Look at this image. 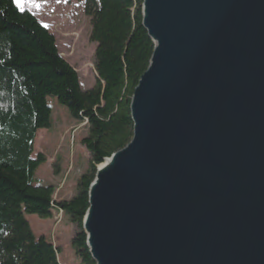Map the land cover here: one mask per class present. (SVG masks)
<instances>
[{"label": "water", "instance_id": "water-1", "mask_svg": "<svg viewBox=\"0 0 264 264\" xmlns=\"http://www.w3.org/2000/svg\"><path fill=\"white\" fill-rule=\"evenodd\" d=\"M134 133L98 165L97 264H264V0H143Z\"/></svg>", "mask_w": 264, "mask_h": 264}, {"label": "trees", "instance_id": "trees-1", "mask_svg": "<svg viewBox=\"0 0 264 264\" xmlns=\"http://www.w3.org/2000/svg\"><path fill=\"white\" fill-rule=\"evenodd\" d=\"M84 2L97 42L98 79L88 90L61 55L55 34L15 0H0V264H63L59 248L45 235L38 237L26 216L52 217L59 208L78 229L71 240L76 264H97L83 229L89 188L98 165L133 137L132 96L155 43L143 26V0ZM50 96L73 119L87 121L81 142L90 153L78 191L57 202L56 187L37 178L46 156L32 157L37 132L52 125Z\"/></svg>", "mask_w": 264, "mask_h": 264}, {"label": "rangeland", "instance_id": "rangeland-1", "mask_svg": "<svg viewBox=\"0 0 264 264\" xmlns=\"http://www.w3.org/2000/svg\"><path fill=\"white\" fill-rule=\"evenodd\" d=\"M19 7L33 12L55 34L61 55L79 73L82 89L93 88L98 79L97 42L91 38L92 21L84 0H21ZM48 101L53 109L52 125L37 132L32 157L46 156L47 162L39 167L37 178L40 183L56 187L57 202L71 199L78 191L79 179L90 165V153L81 142L87 135V121L73 119L57 97L50 96ZM52 205L57 207L55 202ZM26 216L38 237L45 235L59 248L63 264L77 263L71 240L78 229L61 208L52 217Z\"/></svg>", "mask_w": 264, "mask_h": 264}, {"label": "snow or ice", "instance_id": "snow-or-ice-1", "mask_svg": "<svg viewBox=\"0 0 264 264\" xmlns=\"http://www.w3.org/2000/svg\"><path fill=\"white\" fill-rule=\"evenodd\" d=\"M15 3L19 6L21 4V0H15Z\"/></svg>", "mask_w": 264, "mask_h": 264}]
</instances>
